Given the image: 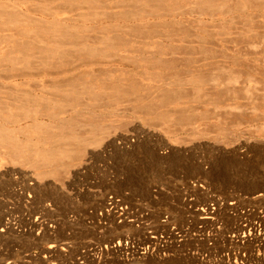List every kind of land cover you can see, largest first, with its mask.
Segmentation results:
<instances>
[{"label":"rangeland","instance_id":"374dc122","mask_svg":"<svg viewBox=\"0 0 264 264\" xmlns=\"http://www.w3.org/2000/svg\"><path fill=\"white\" fill-rule=\"evenodd\" d=\"M22 1L37 18L3 22L0 37L20 34L53 49L69 36L176 32L216 61L240 58L205 71L226 88L160 97H201L226 103L225 111L169 113L135 90L101 118L93 155L54 169L4 155L0 264H264V0ZM102 52L98 75L112 69ZM44 69H29L37 78L16 91L65 87L63 73ZM119 242L122 250L111 251Z\"/></svg>","mask_w":264,"mask_h":264},{"label":"bare ground","instance_id":"6f19581e","mask_svg":"<svg viewBox=\"0 0 264 264\" xmlns=\"http://www.w3.org/2000/svg\"><path fill=\"white\" fill-rule=\"evenodd\" d=\"M165 1L177 4L188 0ZM202 1L194 0V3L198 5ZM25 4L22 0H0V24L18 15L36 17L38 13ZM203 14L202 19L209 18L207 12ZM172 17L178 15L174 13ZM52 39L55 37L47 40ZM55 42L57 47L51 49L20 34L0 37V82L4 84L0 87V165L5 164L4 155H9V158L25 160L34 158L37 163L42 161L54 169L82 153L93 155L89 146L96 132L102 130L101 118L116 110L112 106L115 101L133 95L135 90L148 100L160 102L169 113L225 111L226 103L201 97L167 101L168 104L160 97L170 99L189 90L226 88L230 82L205 71L213 66L233 67L237 65L234 60L240 58L238 54L226 53L221 55L220 62L216 61L219 55L196 49L189 44L188 36L176 32L120 33L94 40L69 36ZM101 50L108 53V68L112 69L98 75L95 66L106 55ZM33 67L63 73L65 87L52 92L16 91L14 87L23 85L21 81L37 78L29 71ZM140 79L148 82L140 83ZM54 173L45 176L54 177L57 172ZM113 248L111 251H120L122 245L119 242Z\"/></svg>","mask_w":264,"mask_h":264},{"label":"snow or ice","instance_id":"6c2138e0","mask_svg":"<svg viewBox=\"0 0 264 264\" xmlns=\"http://www.w3.org/2000/svg\"><path fill=\"white\" fill-rule=\"evenodd\" d=\"M160 159H162V160H166L167 158H166V157H161ZM262 175H264V174H262Z\"/></svg>","mask_w":264,"mask_h":264}]
</instances>
